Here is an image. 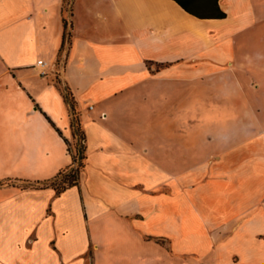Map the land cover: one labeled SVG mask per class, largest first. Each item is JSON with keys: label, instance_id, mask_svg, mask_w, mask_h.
Instances as JSON below:
<instances>
[{"label": "crops", "instance_id": "obj_1", "mask_svg": "<svg viewBox=\"0 0 264 264\" xmlns=\"http://www.w3.org/2000/svg\"><path fill=\"white\" fill-rule=\"evenodd\" d=\"M64 4L0 0V264H264V133L213 127L264 77V0H219L222 19L73 0L70 42ZM60 83L86 159L59 194L43 183L76 140Z\"/></svg>", "mask_w": 264, "mask_h": 264}, {"label": "rangeland", "instance_id": "obj_2", "mask_svg": "<svg viewBox=\"0 0 264 264\" xmlns=\"http://www.w3.org/2000/svg\"><path fill=\"white\" fill-rule=\"evenodd\" d=\"M73 0H65L64 4V20L67 22V30L65 31V38H69L71 41V30L69 29L68 17L71 13ZM67 36V37H66ZM259 47V45H248L245 43H240L237 45V53H244L246 51H253ZM260 49V48H259ZM264 51V46H262ZM156 67V66H155ZM247 83L251 84L253 92L252 104L251 107H243L241 105L236 106L235 108L226 109L225 107H220L218 109H213L214 114L218 115L221 123L219 125H213L214 130L219 131L220 133L229 132V133H245L251 134L252 136H259L264 133V103H261V96L264 99V77H246ZM61 88L64 89L66 86L63 83H60ZM222 98V93L220 94ZM212 111L210 108H203V115H209ZM172 115H179L178 108H172ZM228 119L227 122H223V119ZM210 126V125H209ZM218 127V129H216ZM208 129V128H207ZM211 128L207 131H210ZM206 131V129H204ZM74 148V147H73ZM210 161L216 159L217 157H207Z\"/></svg>", "mask_w": 264, "mask_h": 264}, {"label": "trees", "instance_id": "obj_3", "mask_svg": "<svg viewBox=\"0 0 264 264\" xmlns=\"http://www.w3.org/2000/svg\"><path fill=\"white\" fill-rule=\"evenodd\" d=\"M185 11L191 15L206 19L215 18L222 19L227 17V13L221 9L219 0H175ZM65 28L67 26L66 20H64ZM63 95L66 102L70 106L72 114V129L75 137V143L72 145L69 141V150L73 156V163L70 167L62 170L56 178L43 183V186H52L57 193H61L69 187L79 184L81 170L85 166L86 159V136L82 129V125L79 119V114L76 108V102L67 87L63 89ZM74 147V148H73ZM78 163V167L74 164Z\"/></svg>", "mask_w": 264, "mask_h": 264}, {"label": "built area", "instance_id": "obj_4", "mask_svg": "<svg viewBox=\"0 0 264 264\" xmlns=\"http://www.w3.org/2000/svg\"><path fill=\"white\" fill-rule=\"evenodd\" d=\"M38 63H39L42 67H43L44 65H46V62L43 61V60H39ZM41 74H42V75H45V74H46V71H42ZM91 108H92V106H91ZM74 166H75V167H78V163H75Z\"/></svg>", "mask_w": 264, "mask_h": 264}]
</instances>
